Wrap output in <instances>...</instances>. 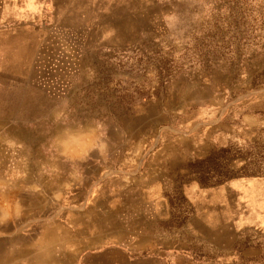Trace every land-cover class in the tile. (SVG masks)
<instances>
[{"label": "rangeland", "instance_id": "rangeland-1", "mask_svg": "<svg viewBox=\"0 0 264 264\" xmlns=\"http://www.w3.org/2000/svg\"><path fill=\"white\" fill-rule=\"evenodd\" d=\"M48 1L19 64L35 110L14 126L35 128V157L0 133V204L25 216L0 231L47 210L35 186H56L50 213L103 186L121 221L142 218L135 264H264V206L248 202L264 186H245L264 178V0Z\"/></svg>", "mask_w": 264, "mask_h": 264}, {"label": "crops", "instance_id": "crops-1", "mask_svg": "<svg viewBox=\"0 0 264 264\" xmlns=\"http://www.w3.org/2000/svg\"><path fill=\"white\" fill-rule=\"evenodd\" d=\"M48 3V0H0V47H5L3 52L0 51V133L22 134V152L28 154V157H35V128L26 130L19 126L20 130H16V125L14 126L21 118L17 112L35 110L33 73L28 71L26 65L23 66L27 67L26 70L20 69L19 65L34 61L31 53L33 45L23 39V33L35 29V16L46 12ZM7 47L15 49L9 52ZM24 47L31 49L23 51ZM73 137L71 131L55 136L52 148L57 149L59 154H70ZM4 138L0 136V144ZM233 186L243 185L235 182ZM245 186H264V178L250 180ZM100 187L103 188L90 186L87 192H91V195L89 193L87 197L72 198L77 199L75 207L79 211L65 208L55 213L52 208L50 213V192L53 193L56 186H35V201L47 199L44 205L47 210L40 212L37 209L30 215L31 230L12 231L11 234L7 230L0 231V240H4L3 245H0V264H121L120 255L125 256L123 264H135L131 256L137 241L141 240L135 237V233L139 232L140 238H143V230L135 224H141L142 218L121 221L117 211L110 210V207H118L119 203L114 198H105L98 189ZM37 191L39 192L36 193ZM40 191L45 192L44 196L39 194ZM93 191H97V194L94 195ZM6 201L5 207L9 206V198ZM248 202L252 208L255 204L259 208L264 206V188H258L256 194L248 197ZM0 206V223L7 222L10 218L17 220L20 216L23 219L25 216L23 209L8 214L3 202ZM101 207L109 209L103 212ZM14 234L17 240L21 238L31 241L17 242L11 246L6 239Z\"/></svg>", "mask_w": 264, "mask_h": 264}]
</instances>
